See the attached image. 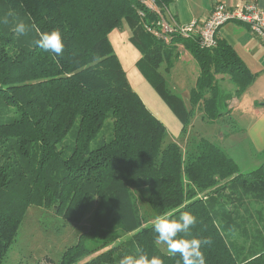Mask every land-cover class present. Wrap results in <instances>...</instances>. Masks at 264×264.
Returning <instances> with one entry per match:
<instances>
[{"label":"trees","instance_id":"1","mask_svg":"<svg viewBox=\"0 0 264 264\" xmlns=\"http://www.w3.org/2000/svg\"><path fill=\"white\" fill-rule=\"evenodd\" d=\"M151 1L0 0V264L33 206L71 224L92 212L58 262L37 264H119L137 254L178 264L179 254L155 243L154 224L185 211L197 220L187 238L213 241L202 249L207 264H264V159L243 172L223 146L190 135L197 110L208 122L231 116L229 103L258 74L218 38L211 48L194 34L165 41L158 24L173 0ZM20 23L23 35L14 31ZM124 25L141 54L138 70L181 121L185 147L132 88L110 40ZM54 29L60 55L35 43ZM180 45L199 67L189 107L166 78ZM109 119L111 137L99 139Z\"/></svg>","mask_w":264,"mask_h":264},{"label":"crops","instance_id":"2","mask_svg":"<svg viewBox=\"0 0 264 264\" xmlns=\"http://www.w3.org/2000/svg\"><path fill=\"white\" fill-rule=\"evenodd\" d=\"M243 1L244 0H173L165 12V18L173 25H188L193 21L201 25L203 21L210 17L217 3L236 7ZM255 1L264 9V0ZM131 36L132 31L129 28L128 40L138 51L131 42ZM120 37L122 36L120 35ZM217 38L231 45L250 71L258 74L253 85H251L240 97L234 98L229 105V108L232 110L231 116L233 114L239 115V122L242 124V128L239 130L243 132L244 140L229 137L230 139H228L229 142L227 143V146L235 142H240L241 144L246 143L247 148L253 154V159H255L258 158L260 153L264 152V60L260 63L258 54H254V50L256 47H258L260 51L264 50L263 47L259 46L260 42L262 45H264V43L251 32L247 25L238 22H229L222 26L217 33ZM130 48H132L131 45ZM132 50L134 51L133 48ZM179 50L180 58L175 62L173 69L166 75V78L171 89L181 96L185 104L189 107L190 93L195 87L199 75V67L188 50H185L181 45L179 46ZM133 55L135 54L133 53ZM135 57L136 59L133 60L131 67L126 72L132 88L139 94L149 110L166 125L171 139L178 142L183 127L181 121L171 111L157 90L153 88L138 70L136 64L141 58L140 52L138 58L137 55H135ZM188 76L193 77L195 81L194 86L190 87V79ZM186 77H188L187 80L189 79V81H186ZM220 78L223 79V83L228 82L226 78ZM171 81L174 84L173 87L170 84ZM174 89L180 90V92H176L177 90L175 91ZM199 112L202 116V112ZM233 159L236 160V158ZM259 163L260 162H258V164Z\"/></svg>","mask_w":264,"mask_h":264},{"label":"rangeland","instance_id":"3","mask_svg":"<svg viewBox=\"0 0 264 264\" xmlns=\"http://www.w3.org/2000/svg\"><path fill=\"white\" fill-rule=\"evenodd\" d=\"M146 3L148 7L152 6L151 0H147ZM120 35L122 37H120ZM128 36L129 28L127 25L114 30L110 34V40L115 49V53L126 72L131 67L133 60L136 59L135 55H137V58L139 55V52L130 44ZM130 45L135 52L130 48ZM259 46L264 48L261 42ZM261 51L258 47L254 50V54H258L260 63L264 60V50ZM133 53L135 55H133ZM188 77H186V81L190 79V87L194 86L195 81L193 77L190 76L187 80ZM170 84L172 87L174 86L172 81ZM222 85L227 91L234 90V86L228 82H224ZM176 92H180V90ZM229 104H231V102ZM112 123V119H109L105 123V126L100 132L99 139L105 138V140H108L111 137ZM241 128L242 124L239 122L238 114L224 117L216 122H208L203 120L201 113L197 110L193 118V126L190 135H199L223 146L232 158H236L235 161L240 165V170H244L243 172H250L259 167L260 163L258 164V162L263 161L264 157L260 155L258 158L253 159V154L247 148L246 143L241 144L240 142H235L227 146L229 142L228 139H230L229 137L244 140L243 132L239 130ZM75 134V131L70 132L66 139V148H63V146L61 147V149L64 150L63 155L67 156L71 153L75 143ZM178 143H180L182 147H185V141H182L181 137ZM140 205L142 209L145 208L143 196L140 198ZM91 215L92 212L81 224H71L66 222L53 210L46 209L45 207H30L25 215L17 240L2 264H37L38 262H46V258L51 259L53 262H58L65 250L76 244L80 234L89 227Z\"/></svg>","mask_w":264,"mask_h":264},{"label":"clouds","instance_id":"4","mask_svg":"<svg viewBox=\"0 0 264 264\" xmlns=\"http://www.w3.org/2000/svg\"><path fill=\"white\" fill-rule=\"evenodd\" d=\"M14 31L25 34L26 27L23 23L16 26ZM37 46L45 52L57 55L63 53L65 48L64 39L59 29L51 32H44L35 41ZM196 217L188 211L183 212L179 217L170 219L167 213L156 217L154 224V241L157 245L165 244L171 255L179 254L178 264H207L204 251L205 246H210L213 241L207 238H187L190 236V229L196 224ZM119 264H163L158 256L149 258L147 254L124 256Z\"/></svg>","mask_w":264,"mask_h":264},{"label":"built area","instance_id":"5","mask_svg":"<svg viewBox=\"0 0 264 264\" xmlns=\"http://www.w3.org/2000/svg\"><path fill=\"white\" fill-rule=\"evenodd\" d=\"M229 22L247 25L251 32L264 43V9L255 0H244L236 7L217 3L210 17L201 25L196 21L188 25H173L161 16L158 24L161 31L157 34L167 42L169 37L175 34L184 37L198 35L202 44L211 48L216 44L219 29Z\"/></svg>","mask_w":264,"mask_h":264}]
</instances>
